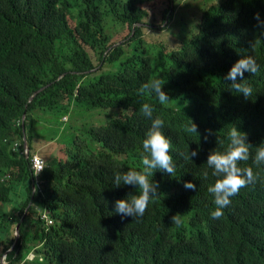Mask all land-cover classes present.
<instances>
[{"label": "trees", "instance_id": "trees-1", "mask_svg": "<svg viewBox=\"0 0 264 264\" xmlns=\"http://www.w3.org/2000/svg\"><path fill=\"white\" fill-rule=\"evenodd\" d=\"M161 2L0 0V254L8 256L6 264H41V258L43 264H264V165L257 168L251 157L241 162L261 179L241 188L218 220L210 215L215 205L207 191L216 177L206 165L211 150L226 147L230 125L247 133L252 156L264 142V35L254 27L257 12L264 20V0L207 8L198 35L165 56L148 47L142 28ZM169 2L172 20L174 0ZM109 20L113 28H130L129 43L114 42ZM126 45L133 54L127 55ZM87 48L101 67L119 64L117 72L93 78L96 66ZM249 55L259 70L244 74L253 88L245 99L225 77ZM152 78L165 83L169 103L160 104L154 93L138 94ZM143 103L164 121L176 170L149 176L160 197L137 222L115 214L114 201L134 189L115 187L114 173L142 170V141L151 124L140 112ZM75 108L108 112L107 121L88 134L97 151L78 146L69 152L60 145L47 162L38 155L45 168L36 178L33 151L58 139L39 137L43 113L67 118ZM189 119L200 136L185 131ZM205 129L217 136L205 141ZM191 151L198 156L187 158ZM185 182L196 190L185 189ZM176 213L183 214L179 228L170 223ZM29 252L34 259H26Z\"/></svg>", "mask_w": 264, "mask_h": 264}, {"label": "clouds", "instance_id": "clouds-1", "mask_svg": "<svg viewBox=\"0 0 264 264\" xmlns=\"http://www.w3.org/2000/svg\"><path fill=\"white\" fill-rule=\"evenodd\" d=\"M254 19L257 21L254 27L259 30L260 35H264V20H261L258 12L255 14ZM259 42V38L255 39L251 43V47L254 48ZM258 70L259 65L253 56L249 55L239 59L225 77L226 80L231 81L230 90L243 94L245 99H248L253 94V88L247 82V79H244V74L247 72L255 75ZM164 84L161 79L152 78L141 85L138 94L143 96L144 94L151 95L154 93L160 104H167L170 102V98L162 90ZM140 112L151 121L142 141L144 153L141 158L142 170L130 168L127 171L114 173L115 187L118 188L123 185L132 186L134 189L133 192L127 194L126 198L114 201L115 214L120 215L122 219L131 217L137 222L144 216L149 202L160 197L159 185L153 180L150 181L149 176H153L154 170H160L172 176L176 170L173 157L169 154L172 147L171 142L162 131L164 127L163 119L160 117L153 118L154 108L149 103H143ZM185 131L200 136L198 126L190 119L189 124L185 126ZM212 135L217 136V133H213L211 129H205L203 138L207 141L209 136ZM226 140L227 144L224 150L220 151L217 148L211 150L206 161L207 167L212 170V176L216 177L214 184L207 189L214 197L215 209L210 215L216 220L224 215L223 209L231 204V198L236 196L241 188L255 185L261 179L259 172H254L251 166L241 167V162H247L251 157L257 168L264 165V142L255 147V154L252 156L251 150L253 147L247 142V133L238 131L235 125L229 126ZM217 143L223 146L225 141L217 137ZM26 146L28 145L26 144ZM197 156L198 151H191L188 153L187 158L192 159ZM38 176L35 177L38 178ZM206 176L207 172H205ZM184 188L195 191L196 185L192 182H185ZM42 213L40 212L41 216ZM183 222V214L176 213L171 217L170 223L179 228L183 225ZM8 251L11 252V248ZM33 254L35 255L34 252ZM7 257V255L0 254V264H6ZM31 258L32 253L29 252L26 259ZM21 264H24V261ZM41 264H43V258H41Z\"/></svg>", "mask_w": 264, "mask_h": 264}, {"label": "rangeland", "instance_id": "rangeland-1", "mask_svg": "<svg viewBox=\"0 0 264 264\" xmlns=\"http://www.w3.org/2000/svg\"><path fill=\"white\" fill-rule=\"evenodd\" d=\"M228 0H174V12L172 20L170 15L166 16V12L169 11V0H162L157 9H153L149 18L145 20V24L142 26L144 29V39L146 40L148 47L152 50H160L163 52V56L167 52L172 53L178 50L184 38L191 39L192 35H198L199 25L203 19L204 11L209 7L221 6ZM112 20L108 21V32L113 37L114 42L118 43L125 41L129 43L130 39H127L130 34V28L128 27H114ZM120 45V44H119ZM127 55L133 54L132 45H126L125 47ZM87 51L91 55L95 62L96 70L92 73V77L100 76L103 73L117 72L119 64L114 66L102 65L100 58L93 53V51L87 48ZM41 118L40 128L38 135L42 139L58 138L56 142L48 145L46 150L38 153L36 149L33 153L40 155L46 162L57 150L60 145L65 146L69 152H76L78 146L87 148L90 152H96L98 144L94 143L88 136L90 131L100 127V124H104L109 116L108 112L93 111L88 112L84 108H75L67 118H64L63 113L49 112L43 113ZM56 156V155H55Z\"/></svg>", "mask_w": 264, "mask_h": 264}, {"label": "built area", "instance_id": "built-area-1", "mask_svg": "<svg viewBox=\"0 0 264 264\" xmlns=\"http://www.w3.org/2000/svg\"><path fill=\"white\" fill-rule=\"evenodd\" d=\"M24 154L26 156H28L30 154L28 146H25ZM32 166H33V170H34L35 175L38 176L44 170L45 162L40 156L34 155L32 157ZM41 217L44 221H46L47 225L53 224L52 220L50 219V217L46 213H42ZM34 257H35V255L32 253V258L28 259V260H32V259H34Z\"/></svg>", "mask_w": 264, "mask_h": 264}, {"label": "water", "instance_id": "water-1", "mask_svg": "<svg viewBox=\"0 0 264 264\" xmlns=\"http://www.w3.org/2000/svg\"><path fill=\"white\" fill-rule=\"evenodd\" d=\"M38 95H39V93L36 94V96H38ZM36 96H35V97H36ZM33 100H34V98L32 99V101H33ZM19 229H20V226L18 225V226H17V229H16V230H17V233L15 234V235H16V241H17L18 238H19V235H18V233H19Z\"/></svg>", "mask_w": 264, "mask_h": 264}]
</instances>
